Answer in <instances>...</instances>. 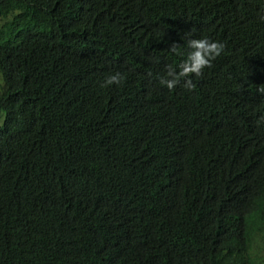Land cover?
<instances>
[{
  "label": "trees",
  "instance_id": "1",
  "mask_svg": "<svg viewBox=\"0 0 264 264\" xmlns=\"http://www.w3.org/2000/svg\"><path fill=\"white\" fill-rule=\"evenodd\" d=\"M76 2L0 0V215L13 217L0 264H264V0H90L113 33L163 50L158 80L175 67L173 42L184 54L189 38L225 45L194 89L121 110L130 121L110 157L80 112L104 106L94 89L109 73L73 72L61 43ZM170 9L176 24L162 20ZM166 115L161 139L150 120ZM104 157L114 163L97 169ZM16 223L29 243H4Z\"/></svg>",
  "mask_w": 264,
  "mask_h": 264
},
{
  "label": "clouds",
  "instance_id": "2",
  "mask_svg": "<svg viewBox=\"0 0 264 264\" xmlns=\"http://www.w3.org/2000/svg\"><path fill=\"white\" fill-rule=\"evenodd\" d=\"M182 2L178 1L174 6L178 10L177 16L172 17L176 23L182 16L181 11L184 8ZM76 4L78 11L72 12L70 18L66 19L65 15H57L66 19L65 25H68L71 30L65 38L62 39L63 36L60 35L59 37L60 40L62 39V44L67 41L71 43L70 52H74L73 60L70 61L73 65L71 66L73 72L79 71L78 69L81 68L97 66L109 73L103 81L102 87L94 89L99 94L94 102L102 101L104 106L97 104L98 106H90L80 112L83 130H87L92 138L100 140L110 157L111 140L119 139L123 134L124 127L120 125V122L130 121L125 112L121 110L146 102L153 103L161 88L166 90L165 87H167L169 90H173L176 86H181L183 82L184 88L194 89V81L203 76L204 69L212 68L213 62L222 54L225 45L209 38H189L186 44L190 51L184 54L178 50V44L173 42L169 45L168 50L176 54L173 55L175 67L168 65L166 75L159 77L158 80L153 72L152 56L159 50L162 53L163 50L153 47L152 43L149 45L145 41L140 45L130 36L119 37L113 33L109 18L110 12L103 8L91 10L90 0H77ZM189 6L193 7L191 4ZM172 11L170 9L166 13V17H162V20L167 19L168 24H176L170 17ZM152 21L154 22V18ZM160 22L159 19L158 23ZM35 50L45 52L44 50ZM1 70H3L2 67ZM257 91L264 94V87L258 88ZM60 93H65V101L68 103L71 99L69 92L61 90ZM112 102L117 105L111 106ZM158 118L161 122L152 117L150 126L157 130L161 139H165L169 134H172V123L175 120L168 115ZM73 119L71 126L72 129H75L77 120ZM168 149H171L169 152L172 153L174 145L171 142L168 143ZM93 161L96 163L93 164L97 169L103 168L109 161L114 163L108 157H104L102 161L93 158ZM160 184L166 186L165 182ZM141 208L142 215L146 216L145 209L147 208L145 205H141ZM0 216L2 217V215ZM6 218L2 217L1 225L13 219L12 216ZM11 229L12 232L10 230L6 232L8 239L4 242L5 244L30 242L31 235L29 232L24 233L23 227L16 223ZM25 255L32 258L29 252Z\"/></svg>",
  "mask_w": 264,
  "mask_h": 264
}]
</instances>
